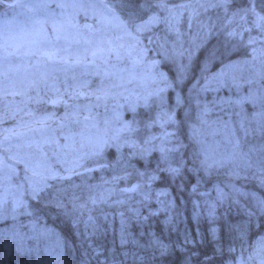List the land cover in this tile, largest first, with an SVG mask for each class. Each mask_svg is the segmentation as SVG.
<instances>
[{
  "label": "snow or ice",
  "instance_id": "1",
  "mask_svg": "<svg viewBox=\"0 0 264 264\" xmlns=\"http://www.w3.org/2000/svg\"><path fill=\"white\" fill-rule=\"evenodd\" d=\"M0 9V264H65L60 238L37 227L34 202L86 217L95 232L96 212L107 219L106 207L135 195L145 203L158 173L191 171L209 183L223 175L233 190L253 178L264 188V0H0ZM215 34L225 43L200 66L184 144L168 131L177 121L164 94L188 79L192 46ZM98 171L110 178L91 183ZM215 191L225 198L220 183ZM252 199L264 214V196ZM119 215L121 245L144 253L125 259L146 264L168 252L159 237L129 241ZM233 264H264V237Z\"/></svg>",
  "mask_w": 264,
  "mask_h": 264
},
{
  "label": "trees",
  "instance_id": "2",
  "mask_svg": "<svg viewBox=\"0 0 264 264\" xmlns=\"http://www.w3.org/2000/svg\"><path fill=\"white\" fill-rule=\"evenodd\" d=\"M224 43L225 37L221 34L209 38L191 59V76L196 75L209 52L213 49L222 50ZM213 67L215 70V65ZM165 71L170 77L173 76L172 72H175L169 67L165 68ZM188 87L190 85L186 79L180 88L176 89V92L183 97L179 105L177 98L173 102L171 95L167 96L169 105H175L177 109L176 112L174 111V119L177 123L172 128L177 133L176 138L184 144H188V127L182 122L187 113L195 114L197 95L191 90L189 92L192 93L187 92ZM170 92L174 91L170 90ZM202 95L204 94H201V97H204ZM189 150L182 149V152L190 154ZM134 163L137 167H146L144 162L134 161ZM155 165L154 154L151 167L154 168ZM188 167L191 168V165ZM149 183L150 186L145 191L150 192V199L141 205L143 216L135 221L129 219L123 225L134 238L139 237L137 242L140 245L147 246L149 241L159 237L169 246L168 252L163 256L149 255L152 260L149 264H233V257L238 256L242 246L247 248L264 237V214L256 211L255 201L252 199V196H264V188L256 179L233 181L236 189L233 190L232 187H226L230 183L226 176L221 175L209 183L200 180L191 171H184L174 178L166 173H158L157 179ZM217 183H220L225 193V198L221 201H218L215 191ZM148 210L150 212H146ZM34 214L35 220L38 221L37 227L47 228L55 234L53 241L59 237L63 242L65 264H103L100 256L104 252L101 251L100 246L109 243L115 248L117 245L112 236L104 239L100 237L96 242L87 240L85 236L88 233L106 236L105 234L115 227L114 223L108 226L100 220L95 232L91 230L84 233L85 218L67 215L53 204L34 202ZM95 215L104 218L99 212ZM116 216L117 227H122L119 213H116ZM34 218H24L23 222L29 224ZM109 244L104 249H107ZM232 248L236 251H230ZM134 249L140 252L136 247ZM107 253L111 254V252ZM113 257L117 262L121 261L119 255ZM122 259L127 261L125 264H133L130 256Z\"/></svg>",
  "mask_w": 264,
  "mask_h": 264
},
{
  "label": "rangeland",
  "instance_id": "3",
  "mask_svg": "<svg viewBox=\"0 0 264 264\" xmlns=\"http://www.w3.org/2000/svg\"><path fill=\"white\" fill-rule=\"evenodd\" d=\"M0 11H2V9H0ZM208 41V40H207ZM206 41V42H207ZM205 44V43H204ZM203 44V45H204ZM202 45V46H203ZM201 46V47H202ZM186 47H187V45H186ZM201 47H199L198 49L193 45L192 46V58L196 55V53L200 50V48ZM183 63H185V64H188L189 63V60H188V58H187V56L183 59ZM167 64V66H164V65H162V70H164L165 71V68H170V69H172V70H175V72H172V75L173 76H171V77H174L175 75H176V65H174V64H168V63H166ZM214 68V67H213ZM214 70V69H213ZM166 73H167V71H165ZM168 74V73H167ZM192 74V73H191ZM191 74L189 75V77H188V79H187V82L189 81V85H190V87H188V91L187 92H189L192 88H193V92H196L194 89H195V80L196 79H198L199 78V75H200V68L198 69V71L196 72V75H194V76H191ZM169 75V74H168ZM186 81V80H185ZM177 90H175L174 92H170V90L169 91H167L166 93H165V95L167 94V96L169 97L170 95H171V97L173 98V102H174V100L177 98V92H176ZM189 93H192V92H189ZM202 96H204V95H202ZM204 97H201V99H203ZM208 98H211V96L209 95V97ZM166 99V98H165ZM166 100H168V99H166ZM165 101V100H164ZM164 109L165 110H170L171 111V113L172 112H176L177 111V109H176V106L174 105H169L168 107H164ZM195 111H196V107H195ZM173 117H174V113H173ZM168 129H171V127H169ZM154 131L155 132H157V133H159V131H160V129L159 128H156V129H154ZM104 176L105 178H110V175H111V173H110V171H98V172H95V173H92L89 177H87V179L91 182V183H98L99 182V180H100V177L101 176ZM122 184H124L126 187L128 186V184H129V181L128 182H122L121 184H120V186L121 187H124V185H122ZM132 204H130V206H131Z\"/></svg>",
  "mask_w": 264,
  "mask_h": 264
},
{
  "label": "bare ground",
  "instance_id": "4",
  "mask_svg": "<svg viewBox=\"0 0 264 264\" xmlns=\"http://www.w3.org/2000/svg\"><path fill=\"white\" fill-rule=\"evenodd\" d=\"M110 221H114V220H110Z\"/></svg>",
  "mask_w": 264,
  "mask_h": 264
}]
</instances>
